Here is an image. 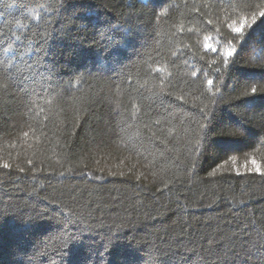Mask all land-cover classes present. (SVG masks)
I'll use <instances>...</instances> for the list:
<instances>
[{"label":"trees","instance_id":"16d2710c","mask_svg":"<svg viewBox=\"0 0 264 264\" xmlns=\"http://www.w3.org/2000/svg\"><path fill=\"white\" fill-rule=\"evenodd\" d=\"M60 3L0 0V264H201L264 228V0Z\"/></svg>","mask_w":264,"mask_h":264},{"label":"snow or ice","instance_id":"6c2138e0","mask_svg":"<svg viewBox=\"0 0 264 264\" xmlns=\"http://www.w3.org/2000/svg\"><path fill=\"white\" fill-rule=\"evenodd\" d=\"M66 6V0H61L59 12L62 14L63 9ZM259 16L264 18V11H261L259 13ZM256 23V17L253 16L251 19V22H242L239 27H232V31L237 34V41L240 43H244L245 40V27L247 26L248 29H251L252 26ZM105 39L109 40L113 46L118 47V42L113 39L112 36L105 35ZM48 42V37L44 38V43ZM43 48V45H41ZM206 48H210L213 52H216L217 49L212 46L211 43L205 45ZM243 49H241V52ZM258 51L264 52V48L259 49ZM49 55V53L45 52V56ZM224 55L226 59L224 60V63L228 64L227 58H232L234 56H239L240 53L237 52L236 47H230L228 50L224 52ZM236 61L233 60V63ZM14 68H19V65L14 64ZM25 68L27 69V73L24 72L23 69H20L19 71L13 72L8 71L6 72V76L8 79H15V80H25V79H32L35 81L36 76H40L44 82L50 83L55 76V70L54 68L44 63L43 61L37 66L33 65L31 63L25 62ZM209 84H211V81H208ZM0 86H6L3 85L2 82H0ZM257 89L253 87L251 89V92L255 94ZM244 95H247L248 93H243ZM231 125L228 126H221L218 129H213V131H218L221 136H230L235 135L236 132L232 130ZM201 138H206L211 133L204 131L203 126H201ZM199 143V141H198ZM234 160V158H233ZM252 163L255 165V171L257 173H260L264 175V172L261 171L260 165L256 164L255 161H252ZM5 168L8 167L7 164L3 165ZM239 175V173H237ZM212 176L216 175V172L213 171L211 173ZM168 186L165 185V188ZM2 214H0V220H2ZM222 231V229H220ZM86 229H81L79 234H71L67 236V239H65L63 236L60 237L61 245L58 249V254L61 255V257H64L67 253V250L74 244H79L83 240V235L85 233ZM247 235V239H244L243 236ZM239 237V238H236ZM115 238H110L106 244L105 249L103 252V256H106L111 251V243ZM223 239V237H221ZM219 243L216 236H210L207 241V246H201V251L198 253V255L201 258V264H264V228L259 227L255 224V221L253 220L252 227L249 229L247 224L240 229L239 233H232L230 237H228V242L224 245L223 249L217 251L215 245ZM46 251V249H45ZM187 252V249H185ZM211 253L212 255H208ZM165 254L159 251H156L152 254L151 259L153 261V264H163V256ZM184 257L182 256L180 260L182 261Z\"/></svg>","mask_w":264,"mask_h":264}]
</instances>
